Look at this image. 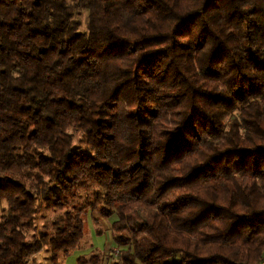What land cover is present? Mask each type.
Here are the masks:
<instances>
[{
	"label": "trees",
	"instance_id": "16d2710c",
	"mask_svg": "<svg viewBox=\"0 0 264 264\" xmlns=\"http://www.w3.org/2000/svg\"><path fill=\"white\" fill-rule=\"evenodd\" d=\"M94 212L123 264L264 263V0H0V264Z\"/></svg>",
	"mask_w": 264,
	"mask_h": 264
},
{
	"label": "rangeland",
	"instance_id": "374dc122",
	"mask_svg": "<svg viewBox=\"0 0 264 264\" xmlns=\"http://www.w3.org/2000/svg\"><path fill=\"white\" fill-rule=\"evenodd\" d=\"M81 23L80 30L85 29L87 14L82 12L77 17ZM75 144L80 146L81 141L75 138ZM61 212L42 208L35 221V229L30 236H38L39 232L52 228L53 219ZM117 219L116 215L109 219H103L97 212L90 214L85 220V237L79 248L68 256H59L56 264H77L79 256L90 258L95 255L101 264H123L120 260V248L116 247L111 239V225ZM51 255L47 248L42 249L33 256L29 264H52ZM264 264V263H263Z\"/></svg>",
	"mask_w": 264,
	"mask_h": 264
},
{
	"label": "crops",
	"instance_id": "0c3cea01",
	"mask_svg": "<svg viewBox=\"0 0 264 264\" xmlns=\"http://www.w3.org/2000/svg\"><path fill=\"white\" fill-rule=\"evenodd\" d=\"M29 263H31V262H29ZM29 263H28V264H29Z\"/></svg>",
	"mask_w": 264,
	"mask_h": 264
}]
</instances>
